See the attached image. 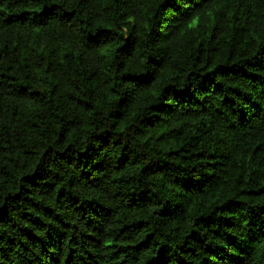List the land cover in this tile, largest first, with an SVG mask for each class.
I'll return each mask as SVG.
<instances>
[{
  "label": "trees",
  "instance_id": "1",
  "mask_svg": "<svg viewBox=\"0 0 264 264\" xmlns=\"http://www.w3.org/2000/svg\"><path fill=\"white\" fill-rule=\"evenodd\" d=\"M0 264H264V0H0Z\"/></svg>",
  "mask_w": 264,
  "mask_h": 264
}]
</instances>
